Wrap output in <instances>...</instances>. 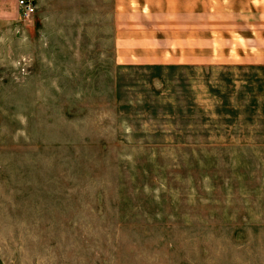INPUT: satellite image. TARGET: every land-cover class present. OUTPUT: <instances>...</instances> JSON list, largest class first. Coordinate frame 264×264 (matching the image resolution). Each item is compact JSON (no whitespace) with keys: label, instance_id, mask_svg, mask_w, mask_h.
Instances as JSON below:
<instances>
[{"label":"rangeland","instance_id":"374dc122","mask_svg":"<svg viewBox=\"0 0 264 264\" xmlns=\"http://www.w3.org/2000/svg\"><path fill=\"white\" fill-rule=\"evenodd\" d=\"M19 1L0 0V264H264L258 52L120 56L112 0Z\"/></svg>","mask_w":264,"mask_h":264},{"label":"crops","instance_id":"0c3cea01","mask_svg":"<svg viewBox=\"0 0 264 264\" xmlns=\"http://www.w3.org/2000/svg\"><path fill=\"white\" fill-rule=\"evenodd\" d=\"M112 27L120 56L146 57L166 38L183 47L229 43L237 56L257 51L264 61V0H112Z\"/></svg>","mask_w":264,"mask_h":264},{"label":"built area","instance_id":"2783aa9c","mask_svg":"<svg viewBox=\"0 0 264 264\" xmlns=\"http://www.w3.org/2000/svg\"><path fill=\"white\" fill-rule=\"evenodd\" d=\"M19 5L21 9L23 10L24 15L27 17L30 16L34 12L32 4H30L29 2L25 0H20Z\"/></svg>","mask_w":264,"mask_h":264}]
</instances>
